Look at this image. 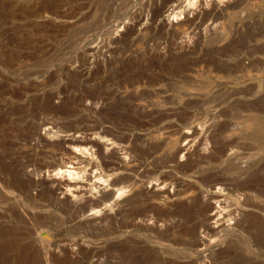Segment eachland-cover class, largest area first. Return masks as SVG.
Segmentation results:
<instances>
[{
  "label": "bare ground",
  "instance_id": "1",
  "mask_svg": "<svg viewBox=\"0 0 264 264\" xmlns=\"http://www.w3.org/2000/svg\"><path fill=\"white\" fill-rule=\"evenodd\" d=\"M263 1L1 0L0 264H130L137 229L200 247L240 223L221 178L192 181L261 85L264 46L243 35Z\"/></svg>",
  "mask_w": 264,
  "mask_h": 264
},
{
  "label": "rangeland",
  "instance_id": "2",
  "mask_svg": "<svg viewBox=\"0 0 264 264\" xmlns=\"http://www.w3.org/2000/svg\"><path fill=\"white\" fill-rule=\"evenodd\" d=\"M263 2L260 3L258 11H251L252 17H249L251 20L253 17L260 20L259 23H252L256 24L255 33H258V35H255V33L253 35L249 33V36L248 33L243 35L247 39H253L259 48L264 46ZM89 19L80 27L81 30L78 28V31L76 30V33L72 34L74 37L90 36L95 31V26H98L95 23L98 20L97 14L89 17ZM230 19L226 21L229 24L225 22V30L229 33L228 35H230L231 30L229 29L232 26ZM6 28V26H0V45H3L6 39L8 40V37H10H3ZM74 48L75 46H72L68 50L73 51ZM261 49L264 50V47ZM3 67L0 64V70L4 69ZM261 68L263 72H261L262 76L259 80L261 82L260 87L251 91L249 95H243L245 101L235 104V107L233 106L227 114L222 116L223 121L227 122H221L219 125L216 122L213 123L216 128L219 126L218 130L220 131H217L221 134V140L227 143L231 141V144L229 143L227 147V154L204 164L205 167L198 170L200 179L192 181L200 190L211 192L213 190L207 184H210V181L215 178H221L225 183L218 185L221 188L218 195H220L219 199L226 205L221 203L220 206L224 207V210L229 209L233 212L241 210L242 213L238 214L237 220L240 223L232 219L235 224H230L226 231L206 238V242L200 247L194 246L193 236L184 232L179 233L181 231L175 228L173 231L165 229L163 233L155 231L146 233L137 229L135 230L137 236L135 239L138 244H136L138 252H135L137 258L136 261H132L130 264H203L206 262H211V264H264V63L261 64ZM112 72L117 73L114 69ZM74 85H78V83L75 82L71 86ZM232 86L239 88L242 85L236 83ZM199 124V122H193L192 126H199ZM162 172L168 174L169 169H163ZM158 175H155V177L157 178ZM188 180L191 179L188 178ZM230 183L232 184L230 185ZM235 185H238L241 191ZM242 196L246 199H242ZM157 217L159 224H176V220L173 222V219L168 220L169 218L166 217ZM184 225L187 226L188 224ZM146 252L150 254V258L146 257L147 254H144ZM153 254L158 255L154 256Z\"/></svg>",
  "mask_w": 264,
  "mask_h": 264
}]
</instances>
